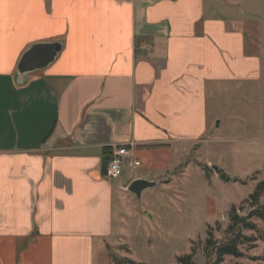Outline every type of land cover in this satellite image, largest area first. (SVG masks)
Returning <instances> with one entry per match:
<instances>
[{"label": "crops", "instance_id": "0c3cea01", "mask_svg": "<svg viewBox=\"0 0 264 264\" xmlns=\"http://www.w3.org/2000/svg\"><path fill=\"white\" fill-rule=\"evenodd\" d=\"M255 19L264 31V0H0V264H95L116 194L209 133L210 90L264 82ZM53 41L52 64L18 74Z\"/></svg>", "mask_w": 264, "mask_h": 264}, {"label": "rangeland", "instance_id": "374dc122", "mask_svg": "<svg viewBox=\"0 0 264 264\" xmlns=\"http://www.w3.org/2000/svg\"><path fill=\"white\" fill-rule=\"evenodd\" d=\"M257 21L246 28L253 41L264 36ZM209 108V133L178 146L176 165L152 179L159 181L157 187L144 191L141 200L131 192L123 200L116 194L114 232L102 250L98 247L95 264H117L116 257L140 264H181L179 257L190 253L194 264H208L209 231L222 240L232 207L243 216L252 210L244 200L264 180V82L210 90ZM252 221L261 233L243 229L256 239L239 245L243 256H225L219 264H264V220Z\"/></svg>", "mask_w": 264, "mask_h": 264}, {"label": "trees", "instance_id": "16d2710c", "mask_svg": "<svg viewBox=\"0 0 264 264\" xmlns=\"http://www.w3.org/2000/svg\"><path fill=\"white\" fill-rule=\"evenodd\" d=\"M105 164L109 162L112 157L113 151L111 148L105 149ZM220 175L226 181H231V178L220 171ZM244 203L251 204L252 210L249 214L243 216L238 213V208L233 206L230 213V225L226 230V235L222 240H218L214 237L212 231H209V237L205 244V256L208 264H219L223 261L225 256L241 257L243 251L240 248V244L248 241H254L255 236H247L243 233V229L254 230L257 233H261L260 226L252 221L253 217L264 220V180L259 182L249 198L244 200ZM181 264H194L193 254H186L179 257ZM117 264H140L136 263L128 258L118 259L116 257Z\"/></svg>", "mask_w": 264, "mask_h": 264}, {"label": "water", "instance_id": "95a60500", "mask_svg": "<svg viewBox=\"0 0 264 264\" xmlns=\"http://www.w3.org/2000/svg\"><path fill=\"white\" fill-rule=\"evenodd\" d=\"M62 48V42H38L31 44L21 56L17 70L21 76L36 70H42L52 64ZM219 126V122L217 123ZM158 180H150L147 178H137L133 180L128 191L135 194L138 200L142 199L146 190L157 187Z\"/></svg>", "mask_w": 264, "mask_h": 264}, {"label": "built area", "instance_id": "2783aa9c", "mask_svg": "<svg viewBox=\"0 0 264 264\" xmlns=\"http://www.w3.org/2000/svg\"><path fill=\"white\" fill-rule=\"evenodd\" d=\"M131 155L133 154L128 145L117 146L113 151L111 159L106 165V177L109 179H116L120 177L126 158ZM133 163L134 166L139 165V162L137 160H134Z\"/></svg>", "mask_w": 264, "mask_h": 264}]
</instances>
